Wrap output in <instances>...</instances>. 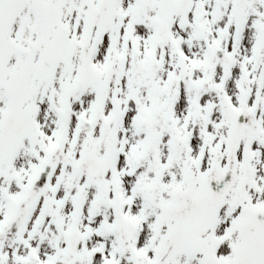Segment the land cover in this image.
<instances>
[{
  "label": "snow or ice",
  "instance_id": "1",
  "mask_svg": "<svg viewBox=\"0 0 264 264\" xmlns=\"http://www.w3.org/2000/svg\"><path fill=\"white\" fill-rule=\"evenodd\" d=\"M0 264H264V0H0Z\"/></svg>",
  "mask_w": 264,
  "mask_h": 264
}]
</instances>
